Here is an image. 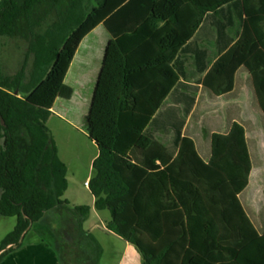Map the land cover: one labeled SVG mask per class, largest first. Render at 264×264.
<instances>
[{
	"label": "trees",
	"instance_id": "16d2710c",
	"mask_svg": "<svg viewBox=\"0 0 264 264\" xmlns=\"http://www.w3.org/2000/svg\"><path fill=\"white\" fill-rule=\"evenodd\" d=\"M99 24L110 39L85 127L107 227L142 264H264V204L249 197L264 146L239 103L246 94L264 134V0H0V56L26 43L15 73L0 63V215L16 219L0 250L69 203L47 121L57 97H72L66 74ZM218 99L223 114L201 109Z\"/></svg>",
	"mask_w": 264,
	"mask_h": 264
},
{
	"label": "crops",
	"instance_id": "0c3cea01",
	"mask_svg": "<svg viewBox=\"0 0 264 264\" xmlns=\"http://www.w3.org/2000/svg\"><path fill=\"white\" fill-rule=\"evenodd\" d=\"M97 31L102 38L100 45L105 51L106 44L110 39V34L105 29L103 24H99L80 42L66 74L64 80L66 84H68L67 78L71 72L76 71L75 73H79L84 69V66L88 67L87 62L92 60V55L94 54V45L95 43L96 45L97 43L99 44L101 39L96 34ZM100 67L101 64L95 66V77L96 75L98 76ZM68 85L71 86L70 84ZM244 95L246 94L243 93L242 98L239 100V103L243 107L242 118H249L253 120L254 123H258L256 120L257 114L250 110L249 103L247 102L248 100L244 101ZM60 98L61 97L56 98L53 107L51 108L52 115H54L53 112L56 114L62 112L63 105H61V101H58ZM57 102H60V105L55 108ZM225 106L226 103L221 99L216 101L206 100L201 109L207 113L223 114ZM253 115H255V117H253ZM189 126L195 133L203 132L199 122L190 123ZM195 126H197V129H195ZM254 135L259 139L260 146L263 147L264 134L262 129L260 128L259 130L257 128ZM261 137L263 142L261 141ZM97 154L98 153L95 154L94 158ZM94 158L91 160V165ZM91 176L92 174L87 176L84 181V185L86 181H89ZM85 186L88 188V185ZM249 197L251 201V192ZM94 202L95 198L91 194V201L88 204H72L69 201L68 205H61L46 212L43 219L39 223L28 229L25 233L22 244L9 252L0 261V264H64L62 257L56 248L41 235L40 230L43 228L51 231L58 238V240L60 239L68 251H74V253L72 252L71 264H84L86 261H91L93 264H103L106 260H108L107 264H142V256L138 249L107 227L108 222L110 221V214L109 218L103 215L102 212L104 210H97L94 206ZM79 205H88L90 207V211L85 217H82L81 213L73 209L74 206ZM96 230H100L101 234L103 233L108 237V243H110L108 244L109 248L107 244L103 243L100 236L101 234L98 235ZM74 242L77 244L78 248L75 246V249H71V245L72 243L74 244ZM110 248L114 252L112 256H110L108 251Z\"/></svg>",
	"mask_w": 264,
	"mask_h": 264
},
{
	"label": "rangeland",
	"instance_id": "374dc122",
	"mask_svg": "<svg viewBox=\"0 0 264 264\" xmlns=\"http://www.w3.org/2000/svg\"><path fill=\"white\" fill-rule=\"evenodd\" d=\"M56 19V15L52 14L47 21L43 24L44 28L49 26L52 21ZM96 34L101 38V35L97 31ZM3 39V40H2ZM6 37H0V41L4 42ZM99 44L94 45V56L92 60L87 62L88 67L84 66V69L79 73L71 72L67 78V83L73 88V95L71 99L60 98L63 105L62 112L52 115L48 121L47 126L54 139V142L58 149V156L67 166V180L68 188L64 194V198H67L72 204H88L91 201V193L87 186L84 185V181L87 176L93 173L91 160L95 154L98 153V148L94 141L89 138V135L85 127V116L88 113L92 94L95 88L97 75L94 76L95 66L100 65L103 60L104 48ZM4 48L2 47V56H0V63L2 67L11 73H15L24 58V51L26 43L20 39L10 41V44ZM20 49H18V47ZM244 101H247V96L244 95ZM245 104V103H244ZM60 105L57 102L55 108ZM251 114V112H250ZM255 117V115H253ZM257 128L260 130L261 125L258 116H256ZM197 129V126H195ZM262 136V135H260ZM261 137V141H262ZM263 142V141H262ZM2 142L0 140V148ZM254 187L251 191V201L259 208L264 204V168L262 170L254 171L252 175ZM103 215L109 218L108 211L104 210ZM16 219L11 216H0V243L3 237L9 233L15 226ZM43 237L52 244L58 253L61 255L64 264H71L72 252L66 249L63 242L48 229L43 228L40 230ZM98 235L101 234L100 230H96ZM101 239L104 244L108 243V237L105 234H101ZM78 248L77 244L72 243L71 249ZM109 248V245H108ZM110 256L113 255L112 249H108ZM108 260L103 264H107ZM84 264H93L91 261H86Z\"/></svg>",
	"mask_w": 264,
	"mask_h": 264
},
{
	"label": "water",
	"instance_id": "95a60500",
	"mask_svg": "<svg viewBox=\"0 0 264 264\" xmlns=\"http://www.w3.org/2000/svg\"><path fill=\"white\" fill-rule=\"evenodd\" d=\"M18 93L17 90L14 91V94L16 95ZM2 123H3V120H2ZM29 228H27L20 236V239H19V243H22L23 239H24V236H25V233L28 231ZM10 247H16V244H9L8 246H6L4 249L0 250V254L4 251V250H7L9 249Z\"/></svg>",
	"mask_w": 264,
	"mask_h": 264
},
{
	"label": "built area",
	"instance_id": "2783aa9c",
	"mask_svg": "<svg viewBox=\"0 0 264 264\" xmlns=\"http://www.w3.org/2000/svg\"><path fill=\"white\" fill-rule=\"evenodd\" d=\"M85 185H88V181L85 182Z\"/></svg>",
	"mask_w": 264,
	"mask_h": 264
}]
</instances>
